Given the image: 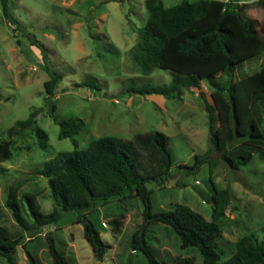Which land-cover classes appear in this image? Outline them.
<instances>
[{"label": "rangeland", "instance_id": "obj_1", "mask_svg": "<svg viewBox=\"0 0 264 264\" xmlns=\"http://www.w3.org/2000/svg\"><path fill=\"white\" fill-rule=\"evenodd\" d=\"M162 1L165 6H171L181 0ZM257 1L235 0L244 7V16L253 19L262 34L264 7ZM10 7L24 29L45 46L50 66L62 77L59 90L51 100L55 105L54 116L58 120L83 121V130L75 135L80 148L100 136L131 138L136 133L161 131L168 136L173 164L165 183H148L152 210H168L175 203H182L207 220L212 219L208 162L195 174L186 175L178 168L181 164L191 165L195 155H204L207 161L215 163L212 182L218 188L228 187L232 194L221 221V233L214 238L221 258L235 250V242L244 234L253 232L264 238V163L254 155L240 170L231 171L217 154L208 150L207 116L199 96L203 93L205 101L213 104L208 84L201 81L199 87L185 90L174 99L155 94H120L129 84H167L171 80L169 69L154 68L149 75L140 74L131 59L129 50L136 42V29L144 25L147 17L144 0H11ZM263 57L264 54L242 63L235 69L234 77L258 70ZM48 78L41 51L30 44L20 29L12 31L0 9V141L6 137L9 126L35 109L39 110L36 124L46 131L49 141L48 149H40L34 135L26 130L14 138L10 158L0 162L5 169L0 174V224L14 235L24 232L5 206L8 187L15 186L18 197L25 192L34 194L40 210L49 212L53 201L48 178L35 171L57 152L73 148L69 138H58V125L48 115L43 86ZM87 79H94L101 89L60 90ZM23 216L31 222L25 208ZM88 217L102 239L110 244L102 260L94 257L74 211L26 239L25 246L40 264H54L45 238L50 231L68 264H147L143 253L130 247L131 234L142 223V203L138 197L129 193L113 197ZM114 217L122 221L117 233L112 232L108 222ZM146 240L158 259L173 261L182 256L191 259L192 264H203L199 250L181 248L178 235L167 224L151 223ZM0 264L10 263L0 256ZM12 264H30L21 246L16 248Z\"/></svg>", "mask_w": 264, "mask_h": 264}, {"label": "trees", "instance_id": "obj_2", "mask_svg": "<svg viewBox=\"0 0 264 264\" xmlns=\"http://www.w3.org/2000/svg\"><path fill=\"white\" fill-rule=\"evenodd\" d=\"M257 3L264 7V0ZM10 4L11 0H0L2 15L12 31L20 29L30 44L41 51L49 76L43 83L47 112L58 125V138H69L73 148L57 152L35 171L48 178L53 201L49 212L40 210L34 194L25 192L18 197L16 187H8L5 206L24 233L14 235L0 224V256L12 264L16 248L21 246L30 264H40L27 250L26 239L40 233L43 227L56 224L65 213L74 211L94 257L102 260L110 244L102 239L88 214L111 198L129 193L142 203V223L133 230L130 247L141 251L147 264H192L188 257L178 256L173 261L156 257L146 240L147 227L156 222L172 228L181 248L196 247L203 264H264V238L253 232L241 236L234 244L235 250L225 259L221 258L214 238L221 233V221L232 194L228 187L218 188L212 182L215 163L207 161L204 155H195L191 165L181 164L178 168L190 175L208 162L212 185L211 220L182 203H175L168 210H152L148 183H165L171 176L173 164L169 139L163 132L150 130L131 138L105 135L91 140L84 148L78 146L75 135L83 130V121L77 118L58 120L54 116L55 105L51 100L59 90L62 77L50 66L45 46L14 17ZM144 7L147 17L144 25L136 29V42L129 50L131 59L140 74L149 75L154 68L169 69L171 80L167 84H129L120 94H155L174 99L204 81L211 88L213 100L210 105L203 93L199 94L207 116L208 150L217 154L220 162L231 171L240 170L254 155L264 163V57L258 70L234 77L235 69L242 63L263 56L264 22L262 34H259L256 22L244 16V7L235 0H181L171 6H165L162 0H144ZM70 87L101 89L94 79H87L60 90ZM38 112V109L31 111L25 119L16 120L5 130L6 137L0 141V162L10 158L14 138L26 130L34 135L40 149H48V134L36 124ZM4 172V167L0 166V174ZM23 208L31 222L23 216ZM108 222L112 232L120 231V217ZM45 238L53 263L68 264L52 232L48 231Z\"/></svg>", "mask_w": 264, "mask_h": 264}, {"label": "crops", "instance_id": "obj_3", "mask_svg": "<svg viewBox=\"0 0 264 264\" xmlns=\"http://www.w3.org/2000/svg\"><path fill=\"white\" fill-rule=\"evenodd\" d=\"M97 228V227H96ZM100 232V231H99Z\"/></svg>", "mask_w": 264, "mask_h": 264}]
</instances>
